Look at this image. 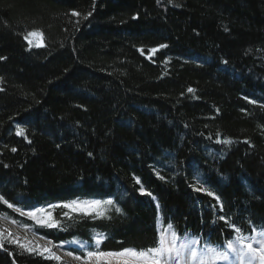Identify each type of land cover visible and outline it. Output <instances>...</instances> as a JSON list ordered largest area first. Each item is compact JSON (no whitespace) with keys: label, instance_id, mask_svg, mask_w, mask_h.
<instances>
[{"label":"trees","instance_id":"1","mask_svg":"<svg viewBox=\"0 0 264 264\" xmlns=\"http://www.w3.org/2000/svg\"><path fill=\"white\" fill-rule=\"evenodd\" d=\"M0 197L81 257L158 246L168 224L211 244L264 230V0H0ZM49 206L58 227L15 210ZM20 245L0 264H67Z\"/></svg>","mask_w":264,"mask_h":264},{"label":"snow or ice","instance_id":"2","mask_svg":"<svg viewBox=\"0 0 264 264\" xmlns=\"http://www.w3.org/2000/svg\"><path fill=\"white\" fill-rule=\"evenodd\" d=\"M72 15L79 16L80 13L73 12ZM90 15L91 12L88 13V16ZM84 18L87 19V16ZM37 36L40 37V40L36 43V46L41 47L43 46L42 33L33 31L24 36V39L28 41L30 48L33 44V41L30 39V37ZM160 47L163 48L167 46L161 45ZM152 51L155 52L156 49H152ZM188 92L192 93L194 92V89L189 88ZM251 103L255 104L256 101L253 100ZM24 134L25 129L18 126L17 135L23 136ZM231 142V140L224 141V143ZM12 151H16V149H12ZM89 155H91V153H89ZM160 178L164 179V177ZM137 183H139L138 178ZM194 190L205 191L203 188H195ZM143 191L144 190L141 189V192ZM148 194L151 195V193ZM209 195L214 194L209 193ZM0 199L3 198L0 197ZM4 203L8 204L7 201H4ZM102 205L105 207V210L100 212L99 215L103 216L106 215L107 207L113 205V201H73L71 203L63 204L62 207L70 209L71 212H80L91 215L94 211L100 209ZM8 206L12 207L11 204H8ZM16 211L20 212L21 215L30 217L33 221L42 226L50 228L59 226V221L53 219L50 213L47 214V217L40 215V213L45 211L43 208H38L27 212H23L17 208ZM115 211L120 212L121 209L117 207L115 208ZM64 216H69V212H65ZM108 218L110 219V217ZM219 220L224 221L225 216H219ZM13 223H16V221H13ZM234 232L236 233L234 239L219 241L215 244H211L205 242L199 236L189 235L187 230H185L183 235L178 234L173 229V226L168 224L167 229H162L160 232L158 246H152L140 250L124 248L118 252L86 250L83 257L76 256L75 258L77 260L82 259L85 264H88V262H94V264H219V262H227V264H264V230H261L260 232L253 235L251 237V242H249V237H244L239 234V228H235ZM11 236V232H9L7 235H4L3 232H0V248L4 247L5 241H7V243L19 244V241L17 239L10 238ZM104 239V234L97 233L91 241V244L79 240H74L71 243L78 245L82 249H87L90 247L98 248ZM224 243H226V250L221 249V244ZM61 246H63V244ZM20 247L28 252L36 251V248L32 247L30 242L21 244ZM44 253H47L51 259L57 261L61 259V257L52 252L50 248L41 247L40 254L43 255ZM233 254L236 257L235 262L232 261ZM69 255H71V253H69Z\"/></svg>","mask_w":264,"mask_h":264},{"label":"rangeland","instance_id":"3","mask_svg":"<svg viewBox=\"0 0 264 264\" xmlns=\"http://www.w3.org/2000/svg\"><path fill=\"white\" fill-rule=\"evenodd\" d=\"M38 38L39 37H31V40L33 41L34 44H36L39 41ZM52 208L53 207H50V206L43 208L45 211L43 213H40V215L47 217V214L50 213V210ZM21 211L27 212L25 210H21ZM18 213H20V212H18ZM23 216L28 217L25 215H23ZM0 232H3L4 235H7L9 232H11L12 236L10 238L17 239L19 241V244H24V243L30 242L31 246L36 248V251H38V252H40L41 247L50 248L52 252H54L56 255L61 257L60 260H62V262H64V263H67V264H85L84 261L77 260L75 258L76 257L75 255H73V254L69 255L70 252L67 250V248H65V246H58V245L54 244L52 241L48 240L47 238L34 233L28 227L13 223V221H11L9 218H6V217L1 216V215H0ZM37 246H40V247H37ZM44 254L46 256H49L47 253H44ZM232 261L233 262L236 261V257L234 254L232 256ZM88 264H94V262H88ZM219 264H227V262H219Z\"/></svg>","mask_w":264,"mask_h":264}]
</instances>
